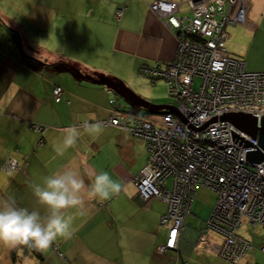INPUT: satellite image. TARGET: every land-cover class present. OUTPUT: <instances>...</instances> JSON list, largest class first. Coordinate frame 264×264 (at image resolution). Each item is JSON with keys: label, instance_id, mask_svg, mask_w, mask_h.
Listing matches in <instances>:
<instances>
[{"label": "crops", "instance_id": "1", "mask_svg": "<svg viewBox=\"0 0 264 264\" xmlns=\"http://www.w3.org/2000/svg\"><path fill=\"white\" fill-rule=\"evenodd\" d=\"M152 1L0 0V202L14 200L17 207L45 215L29 184L72 168L89 185L90 175L105 167L100 149L106 143L114 154L113 162L108 164L107 158L106 171L117 182V176L124 180L121 191L109 200H89L85 194L83 208L65 210L74 217L75 232L71 239L59 240L61 246L68 245L72 264H196L183 257L186 249L191 256L190 248L201 240L212 251L220 245L212 242L216 233L202 235L198 227L191 239L193 233L184 226L177 246L159 252L167 235L160 223L166 204L156 197L142 200L129 183L145 163L147 150L128 130L103 124L98 137L82 134L63 156L56 152L64 129L77 126L83 133L85 121L110 116L111 87L93 78L116 82L129 72L141 73L144 65L164 67L174 59L176 38L150 9ZM184 2L180 15L187 14L181 9ZM230 27L238 33L239 28L240 33L245 30L242 38L264 57V0H246L245 21L226 26L225 40ZM240 54L246 56V70V66L254 69L249 71L264 70V64H254L248 50ZM56 85L62 88L59 101L52 94ZM12 162L17 168H11ZM247 259L245 253L240 261Z\"/></svg>", "mask_w": 264, "mask_h": 264}, {"label": "built area", "instance_id": "2", "mask_svg": "<svg viewBox=\"0 0 264 264\" xmlns=\"http://www.w3.org/2000/svg\"><path fill=\"white\" fill-rule=\"evenodd\" d=\"M181 1L150 3L175 36L177 49L166 66L144 65L140 70L151 79H163L176 103L159 114L144 115L127 102L109 99L111 114L100 122L124 128L145 143L147 158L133 183L142 200L156 197L166 204L160 223L167 235L159 252L177 246L196 188L203 186L216 194V201L199 233H216L221 244L213 250L236 264L249 247L238 229L264 227V165L245 160L246 150L258 146L257 139L227 120H211L193 130L182 118L195 127L229 111L251 112L259 120L264 115V70H246L243 60L224 48L225 27L245 21L246 0H186L189 12L178 15ZM61 92L54 86L55 101ZM230 130L256 147L232 143ZM10 166L17 168L15 162Z\"/></svg>", "mask_w": 264, "mask_h": 264}, {"label": "clouds", "instance_id": "3", "mask_svg": "<svg viewBox=\"0 0 264 264\" xmlns=\"http://www.w3.org/2000/svg\"><path fill=\"white\" fill-rule=\"evenodd\" d=\"M103 130L104 125L98 121H85L83 133L77 126L67 127L56 152L63 156L82 134L98 137ZM89 178L90 184L85 185L79 171L67 168L43 177L41 183H30L36 203L43 206L45 215L35 209L17 207L14 200L0 202V245L43 252L58 239H71L75 232L74 217L66 215L65 210L83 208L85 194L89 200L103 202L121 191V184L107 171L92 173Z\"/></svg>", "mask_w": 264, "mask_h": 264}, {"label": "rangeland", "instance_id": "4", "mask_svg": "<svg viewBox=\"0 0 264 264\" xmlns=\"http://www.w3.org/2000/svg\"><path fill=\"white\" fill-rule=\"evenodd\" d=\"M175 1L178 2V0ZM181 9L183 12H187V13L189 12L188 10L189 8H187L185 2L182 3ZM179 12L177 13L178 15L181 14V13L179 14ZM19 21L22 23V19H20ZM235 26H241V24H235ZM230 28L231 31L229 32V37L224 42L225 44L224 46L228 50L227 52L233 57L239 58L241 60H245L246 56L240 57L241 56L240 52L241 50L244 51L248 50V55H250L253 58L255 65L264 64V57L259 56L253 51L258 49V47L254 48L251 42L248 41L246 37L242 38V32L243 34H245L246 31L244 30L240 33L241 29L239 28L238 29L239 33H238V31L236 30L233 31L232 27ZM30 35L35 36L36 34L30 33ZM246 68L249 70H254L250 66H246ZM118 79L120 80L119 81L117 80L118 81V82L116 81L117 83L119 82L122 83V85L125 88L132 91L135 95L149 101L154 105H167L169 103H176L175 99L168 94L166 82L163 79H156L153 81V79L143 75L139 71H136L135 73L129 72V74H126L125 76H123V78H118ZM107 90L110 94V99H114L116 102H122V103L126 102L125 98L119 95L114 89L107 88ZM138 142H140V144H144V142L141 141V139L138 140ZM100 150H101L100 158H103L102 163L105 166L104 168H102V170L106 171V169L108 168L107 165L110 163V161L113 162L114 154L113 155L111 154V147L109 146L108 143L104 144ZM108 157H109V162L107 164ZM132 168H133L132 165L129 166L127 171L131 170ZM116 178L118 179L121 185L122 183L124 185V180L122 176H117ZM129 183L133 184V181L131 180L129 181ZM215 201H216V194L213 191L203 186H198L196 188L190 209L191 214H189L185 220L186 221L185 228L193 233V236L190 235L191 239L192 237L196 238L195 236H197L200 222L206 221L209 218L212 209L215 205ZM160 206H162V204H160ZM238 232L249 242V247L247 248V251L246 250L244 251L241 257V259L244 258L246 253V256H248L247 261L244 260L240 261L241 260L240 259L239 261L236 262V264H264V251L260 249L261 246L264 245V227L261 225H255V226L243 225L238 229ZM214 236L215 239L214 241L212 240V242L216 241L219 242V244H221L219 238L216 235ZM95 240H92L93 243H96ZM204 243L202 242V240L200 243L196 242L195 244L198 247L190 248L191 250H193L192 255L187 256V253H189V249H186L184 252L185 255H183V257H186L187 260H190L191 258L193 261L196 262V264H232L223 257L219 256L217 252L209 249L210 247L208 248L209 249L208 250L204 246L205 245ZM64 247L61 246L60 240L58 239L56 242L53 243V245L50 248L42 252L43 256H45L43 260H39L35 257L22 256L21 249L18 247L16 250V255H17L16 261H13L9 254L12 248H8L3 245H0V264H72V262H68L71 260L67 259L68 256L69 258L72 257L71 253L69 252L70 250L68 248V245L64 244Z\"/></svg>", "mask_w": 264, "mask_h": 264}, {"label": "water", "instance_id": "5", "mask_svg": "<svg viewBox=\"0 0 264 264\" xmlns=\"http://www.w3.org/2000/svg\"><path fill=\"white\" fill-rule=\"evenodd\" d=\"M80 73V72H79ZM93 81L104 84L112 89H114L119 95H121L125 100L131 102L134 105H138L145 110L149 111L151 114H159L162 112V109L167 107V105H154L149 101L140 98L135 95L132 91L125 88L121 83H117L113 80L107 78H93ZM182 120L193 130L203 129L206 124L211 120H227L239 130L244 131L253 138L257 139V147L248 139L242 137L241 135L231 131L232 143L236 144L239 147H246L254 145L255 150H246L245 160L252 163H261L264 165V115L258 120L255 115H251V112L244 114L242 111L238 112H223L220 115L211 117L209 120H206L201 126H193L185 117Z\"/></svg>", "mask_w": 264, "mask_h": 264}, {"label": "trees", "instance_id": "6", "mask_svg": "<svg viewBox=\"0 0 264 264\" xmlns=\"http://www.w3.org/2000/svg\"><path fill=\"white\" fill-rule=\"evenodd\" d=\"M126 102L129 103V104H131L132 107H133V109L136 110L137 112L142 113L144 115H150V112L147 111V110H145L144 108H142V107H140L138 105H134V104H132L131 102H129L127 100H126ZM141 110H144V111H141ZM185 223H186V221H185ZM18 247L21 249V255L22 256L35 257V258H37L39 260H43V258H44L41 251H37L35 249H29V248H26V247H23V246H18ZM17 248L16 249L15 248L14 249H11V251L9 253L10 254V257H11V259L13 261H16V258H17V255H16Z\"/></svg>", "mask_w": 264, "mask_h": 264}, {"label": "bare ground", "instance_id": "7", "mask_svg": "<svg viewBox=\"0 0 264 264\" xmlns=\"http://www.w3.org/2000/svg\"><path fill=\"white\" fill-rule=\"evenodd\" d=\"M154 1V0H153ZM153 80H155V79H153Z\"/></svg>", "mask_w": 264, "mask_h": 264}]
</instances>
